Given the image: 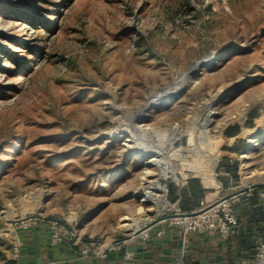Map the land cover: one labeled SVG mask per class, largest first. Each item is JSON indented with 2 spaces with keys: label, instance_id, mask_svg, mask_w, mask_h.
I'll return each mask as SVG.
<instances>
[{
  "label": "rangeland",
  "instance_id": "1",
  "mask_svg": "<svg viewBox=\"0 0 264 264\" xmlns=\"http://www.w3.org/2000/svg\"><path fill=\"white\" fill-rule=\"evenodd\" d=\"M120 130L171 148L164 216L264 175V0H0V230L26 203L23 218L115 247L158 173Z\"/></svg>",
  "mask_w": 264,
  "mask_h": 264
},
{
  "label": "crops",
  "instance_id": "2",
  "mask_svg": "<svg viewBox=\"0 0 264 264\" xmlns=\"http://www.w3.org/2000/svg\"><path fill=\"white\" fill-rule=\"evenodd\" d=\"M252 192L232 199L236 218L232 239L221 240L212 232L184 233L174 226L162 229L158 224L149 240L119 244L107 251L105 258L82 255L83 246L89 243L83 239L67 237L51 245L50 224L56 223L55 218L38 216L18 223L23 217H5L0 230V264H250L251 237L264 240V198L259 195L251 207L247 199ZM128 253L132 254L130 258H126Z\"/></svg>",
  "mask_w": 264,
  "mask_h": 264
},
{
  "label": "bare ground",
  "instance_id": "3",
  "mask_svg": "<svg viewBox=\"0 0 264 264\" xmlns=\"http://www.w3.org/2000/svg\"><path fill=\"white\" fill-rule=\"evenodd\" d=\"M160 106H162V103L153 100L150 102V105L146 107V109H156L157 107L159 108ZM125 135H126V131L120 130L113 133L114 136L113 139L120 140L126 152L129 153L135 152L136 153L135 156L142 159L143 165H146L147 168L153 167L156 168L158 171L157 175H154L151 172H147L145 174L143 180H145L144 182L147 184V186L137 190L134 197H140L143 203H147L153 207V209H149V211H145L143 213L150 214L149 212H152V219L155 217H164L165 214L164 212L167 205V201L165 200V195L167 191L164 186H161L159 184V181L168 179V177L170 178V170H171L170 160L172 158L171 156H173V154L172 155L170 154L171 148L169 152L165 153L161 149H154L152 147H148L147 145L150 144L148 140H144L140 137L137 138L132 134L128 136ZM165 136L167 135L166 133L163 132L162 135H160V138L164 140ZM171 136H173L171 139L168 140L166 139L170 147H172V143L175 141V139L179 137L178 134H175V132L172 133ZM243 157L244 156H242L241 158ZM150 178H152L151 181L148 180ZM254 178H256L258 181H261L264 179V175H259L251 179H245L244 182L246 185L248 184L249 186L251 184L248 188H250L253 185H256L253 184L256 183L254 182L256 181V179ZM156 193H159L160 196H157ZM21 207H22L21 216L24 217L28 213L27 212L28 205L26 203H22ZM36 210L37 207L36 208L32 207L31 210L29 209V212L32 213ZM143 213H141V211L138 210L135 218L133 219L126 217L123 218L121 221L122 222L121 230L124 233L126 232L128 236H132L133 233L140 230L143 226L147 225L152 219L148 220L146 218H143L142 217ZM170 220L175 223H182L184 225H188L189 222H192V218H189L188 216L174 217L171 218ZM147 233H148L147 231H143L142 233L139 234V236L143 237Z\"/></svg>",
  "mask_w": 264,
  "mask_h": 264
},
{
  "label": "built area",
  "instance_id": "4",
  "mask_svg": "<svg viewBox=\"0 0 264 264\" xmlns=\"http://www.w3.org/2000/svg\"><path fill=\"white\" fill-rule=\"evenodd\" d=\"M260 194V198H264V189ZM252 192V191H250ZM250 192L246 193L249 194ZM192 218V222H189L188 225L182 223H176L181 225V229L184 233H217L221 240H227L232 237L235 233L236 218L232 212V199L224 200L219 199L215 202H212L208 205L202 206L199 210L192 213L188 216ZM150 230V229H149ZM148 233L143 237L140 236L142 241H147L151 238V235ZM159 236L160 233H157ZM66 230L62 225L58 223L50 224V243L55 246L62 242L64 238H67ZM115 247H103L99 246L93 250H90L88 245H84L81 254L82 255H92L98 258H105L106 252L116 248ZM131 253L126 255V258H130ZM250 264H264V244H259L256 247V255L253 261Z\"/></svg>",
  "mask_w": 264,
  "mask_h": 264
},
{
  "label": "water",
  "instance_id": "5",
  "mask_svg": "<svg viewBox=\"0 0 264 264\" xmlns=\"http://www.w3.org/2000/svg\"><path fill=\"white\" fill-rule=\"evenodd\" d=\"M206 62H207V60H200V61H198L194 65L192 71L196 70L197 67H199V66L205 65ZM144 166L146 167V165H144ZM259 189H264V183L253 185L250 188L241 189V190H239L237 192H234V193H232V194H230L228 196L223 197L222 199H224V200H230V199L236 198V197H238L240 195L246 194V193H248L250 191L259 190ZM135 199H138V197H136ZM190 215H192V213L182 214V215H180V214H174V215H167V216H164V217H155L147 225L143 226L140 230H138L135 233H133L132 236H128V235L127 236H123L122 238L116 240L113 244L114 245H119V244L125 243L127 241H130V240L138 237L139 234L142 233L143 231H148L149 229H152L156 225L160 224L161 222L170 220L171 218H174V217H183V216H190ZM36 218H40V217L32 216V217H28V218H24L22 220H19L17 222L18 223L25 222V221H28V220H31V219H36ZM53 221L56 222V223H58V224H61V222L58 221V220H53Z\"/></svg>",
  "mask_w": 264,
  "mask_h": 264
},
{
  "label": "trees",
  "instance_id": "6",
  "mask_svg": "<svg viewBox=\"0 0 264 264\" xmlns=\"http://www.w3.org/2000/svg\"><path fill=\"white\" fill-rule=\"evenodd\" d=\"M262 192H263L262 189H260V190H254V191L251 193L250 198L247 199V202H248L247 204L250 205L251 207H252L253 205H255L256 202H257L258 196H259ZM233 214H234V213H233ZM234 216H235V215H234ZM261 221H264V218H263V217H262ZM232 238H233V236L230 237V238H228L227 240L232 239ZM259 244H264V240L261 241L260 238H259L258 236H252V237H251V241H250V243H249V249H248V251H249V255H250V256L253 255V258L250 260V262L253 261L255 255H256V247H257Z\"/></svg>",
  "mask_w": 264,
  "mask_h": 264
}]
</instances>
